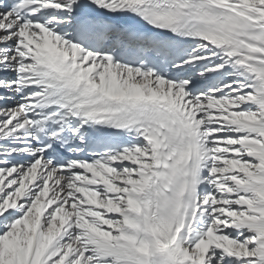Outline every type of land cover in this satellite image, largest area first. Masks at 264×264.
<instances>
[{
	"label": "snow or ice",
	"instance_id": "6c2138e0",
	"mask_svg": "<svg viewBox=\"0 0 264 264\" xmlns=\"http://www.w3.org/2000/svg\"><path fill=\"white\" fill-rule=\"evenodd\" d=\"M0 264H264V0H0Z\"/></svg>",
	"mask_w": 264,
	"mask_h": 264
}]
</instances>
